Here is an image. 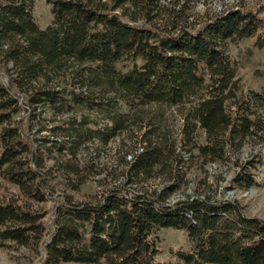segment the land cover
I'll use <instances>...</instances> for the list:
<instances>
[{"label":"trees","instance_id":"1","mask_svg":"<svg viewBox=\"0 0 264 264\" xmlns=\"http://www.w3.org/2000/svg\"><path fill=\"white\" fill-rule=\"evenodd\" d=\"M34 1L0 0V174L37 201L46 159L74 190L103 175L87 201L62 195L55 205L44 264H264V221L217 191L223 177L210 181L202 170L207 194L172 198L193 164L233 165L261 127L264 85L243 90L228 53L246 38L264 48L258 11L239 3L192 12L196 0H43L52 20L41 28ZM246 164L235 165L226 188L253 184ZM41 218L0 201V245L38 242ZM162 228L189 243L168 261L158 259Z\"/></svg>","mask_w":264,"mask_h":264},{"label":"rangeland","instance_id":"2","mask_svg":"<svg viewBox=\"0 0 264 264\" xmlns=\"http://www.w3.org/2000/svg\"><path fill=\"white\" fill-rule=\"evenodd\" d=\"M239 3L247 10L258 11L259 16L264 21V0H196L192 12L202 13L206 9L218 11ZM32 15L41 28L48 25L52 20L50 7L43 0L34 1ZM228 53L236 64L237 79L243 90L260 91L264 85V48L257 49L254 47L252 39L246 38L242 39L236 46L230 44ZM1 81L6 83L5 76L2 73ZM257 114L260 118L261 127L245 140L233 165L215 162L201 167L199 164H193L187 174V186L182 192L172 196L174 200L184 195H194L197 191H200L202 195L207 194L204 191L207 190V186L199 183V180L204 178L202 170H205L210 175V181H213V178L218 175L223 177L222 181H217V191L223 193L225 197L236 199L242 206L246 216L256 217L264 221V108H260ZM165 124L174 130L177 126V119L168 117ZM114 145V141L109 144L111 147ZM83 156L84 154H81V158H84ZM98 162L104 163L105 160L103 158ZM244 163L249 164L247 170L253 177V184L244 190H239L234 185L233 188H226L232 173L234 176L235 165H244ZM44 166L45 192L43 200L40 201L26 198L17 186L0 174V201L11 200L21 206L26 204L30 209L41 212V221L44 227L42 237L38 242L33 241L24 246L6 241L3 245H0V264H44V245L55 226L53 211L61 196L68 195L73 202L87 201L95 192L94 181L97 182L103 176L94 177V181L92 179L87 180L78 190H74L55 169H52L55 166L51 160L46 159ZM108 180L109 178L105 179L104 182L106 183ZM100 182L102 183V181ZM96 184L100 189L101 186L98 183ZM158 239L159 260H171L174 250L188 249L189 243L181 230L162 228L158 231ZM57 264L75 263L59 262Z\"/></svg>","mask_w":264,"mask_h":264},{"label":"built area","instance_id":"3","mask_svg":"<svg viewBox=\"0 0 264 264\" xmlns=\"http://www.w3.org/2000/svg\"><path fill=\"white\" fill-rule=\"evenodd\" d=\"M5 80H6V78H5Z\"/></svg>","mask_w":264,"mask_h":264}]
</instances>
